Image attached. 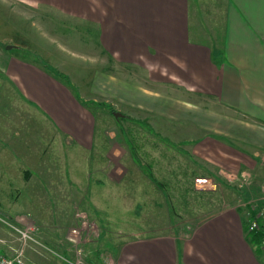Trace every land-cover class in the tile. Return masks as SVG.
<instances>
[{"label": "rangeland", "instance_id": "1", "mask_svg": "<svg viewBox=\"0 0 264 264\" xmlns=\"http://www.w3.org/2000/svg\"><path fill=\"white\" fill-rule=\"evenodd\" d=\"M19 10L27 24L3 23L0 12V49L51 67L62 59L74 62V89L92 98L95 142L90 150L76 148L64 137L59 141L52 125L34 112L0 68V136H11L17 145L11 147L13 153L3 145L0 152V252L20 256L27 264H116L119 243L173 233L218 209H237L248 229L252 220L264 225L258 182L243 162L246 155L230 147L241 149V141L210 129L200 135L202 128L196 126L204 115L202 123L211 128L217 107L212 99L195 95L197 105H190L187 100L194 99L183 82L164 76L161 56L120 63L101 55L97 45L93 55L95 43L84 40V28L91 26L95 33L94 24ZM37 12L39 23L33 24ZM61 32L72 36L58 38ZM164 95L173 97L170 104L178 113L163 112L167 107L157 102L168 106ZM152 106L161 109L150 114ZM186 112L197 119L187 120ZM23 140L34 152L39 148L47 166L44 175L39 168V182L24 177L18 151ZM207 141L217 147L205 145ZM8 161L12 166L6 168ZM29 165L35 168L33 161Z\"/></svg>", "mask_w": 264, "mask_h": 264}, {"label": "crops", "instance_id": "2", "mask_svg": "<svg viewBox=\"0 0 264 264\" xmlns=\"http://www.w3.org/2000/svg\"><path fill=\"white\" fill-rule=\"evenodd\" d=\"M14 7L43 10L74 23L94 24L95 33L91 26L84 28V40L95 43L93 55L97 45L101 55L115 57L120 63L140 62L142 56L151 61L153 56H161L164 76L187 85L181 87L194 99L187 100L190 105H197L195 95L210 98L217 105L212 109L211 128L202 123L204 115L196 125L202 128L200 135L208 134L210 129L222 137L240 140L241 149L230 147L246 155L243 162L252 170L264 198V0H0L3 23L27 24L28 17L19 9L12 10ZM8 8L12 10L10 14L5 10ZM37 14L33 24L39 23ZM67 33L61 32L58 38L72 36ZM59 63L58 68L49 67L66 74L72 85L57 78L45 66L48 64L0 53L1 70L16 84L29 106L37 110L34 112L52 125L54 136L60 137L59 141L64 137L76 148L91 150L96 116L82 100L91 103L92 98H83L75 91L71 78L74 62L62 59ZM106 67L99 75L105 73ZM90 83L93 89L92 79ZM172 98L164 95L168 106L155 102L167 107L163 112L178 113L170 104ZM160 106H152L150 114ZM197 117L186 112L187 120ZM1 138L0 152L3 147L16 145L11 136ZM21 145L18 151L23 156L20 165L24 167V177L32 176L39 182V168H44L43 175L48 173L39 148L34 152L28 140L21 141ZM205 145L217 147L212 141ZM10 151L13 153L12 148ZM32 161L35 168L30 169ZM4 165L12 166L10 161ZM249 232L237 209H218L173 233L119 243L116 264H264L262 243L251 240Z\"/></svg>", "mask_w": 264, "mask_h": 264}, {"label": "trees", "instance_id": "3", "mask_svg": "<svg viewBox=\"0 0 264 264\" xmlns=\"http://www.w3.org/2000/svg\"><path fill=\"white\" fill-rule=\"evenodd\" d=\"M45 66L48 67L47 69L51 70L57 78H59L60 80L65 82L67 85H72L69 77L66 74L60 72L59 70H56V69H53V68L51 69L49 67V65H45ZM82 101L87 106H89L90 102H87L85 100H82ZM249 234H251L250 235L251 236V240L256 241L257 243H262V240L264 239V225H262L260 227V229H258V230L250 231Z\"/></svg>", "mask_w": 264, "mask_h": 264}, {"label": "built area", "instance_id": "4", "mask_svg": "<svg viewBox=\"0 0 264 264\" xmlns=\"http://www.w3.org/2000/svg\"><path fill=\"white\" fill-rule=\"evenodd\" d=\"M260 225L256 220H252L250 223V231H255L260 229ZM262 247L264 248V239L262 242ZM0 264H27L20 256H11L9 254L0 252ZM73 264H79V261L73 262Z\"/></svg>", "mask_w": 264, "mask_h": 264}, {"label": "water", "instance_id": "5", "mask_svg": "<svg viewBox=\"0 0 264 264\" xmlns=\"http://www.w3.org/2000/svg\"><path fill=\"white\" fill-rule=\"evenodd\" d=\"M7 48H12V45H8ZM115 115L118 116V115H120V113L119 112H116Z\"/></svg>", "mask_w": 264, "mask_h": 264}]
</instances>
